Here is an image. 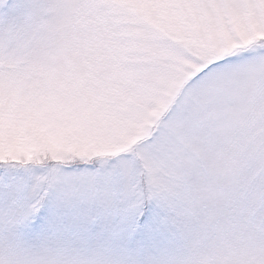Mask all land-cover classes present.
<instances>
[{
    "label": "snow or ice",
    "instance_id": "snow-or-ice-1",
    "mask_svg": "<svg viewBox=\"0 0 264 264\" xmlns=\"http://www.w3.org/2000/svg\"><path fill=\"white\" fill-rule=\"evenodd\" d=\"M0 264H264V0H0Z\"/></svg>",
    "mask_w": 264,
    "mask_h": 264
}]
</instances>
